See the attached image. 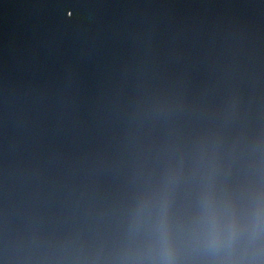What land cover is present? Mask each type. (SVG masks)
Masks as SVG:
<instances>
[{"label": "water", "instance_id": "obj_1", "mask_svg": "<svg viewBox=\"0 0 264 264\" xmlns=\"http://www.w3.org/2000/svg\"><path fill=\"white\" fill-rule=\"evenodd\" d=\"M0 264H264V0H0Z\"/></svg>", "mask_w": 264, "mask_h": 264}]
</instances>
